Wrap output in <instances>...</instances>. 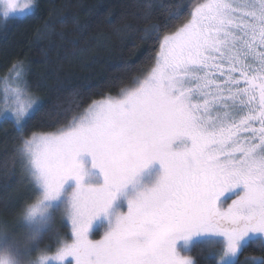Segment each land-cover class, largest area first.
<instances>
[{"label":"snow or ice","instance_id":"1","mask_svg":"<svg viewBox=\"0 0 264 264\" xmlns=\"http://www.w3.org/2000/svg\"><path fill=\"white\" fill-rule=\"evenodd\" d=\"M10 12L23 9L6 0L3 16ZM190 15L163 36L155 66L134 87L94 101L55 133L22 137L42 191L28 215L66 196L71 243L56 260L195 264L177 243L203 235L222 241L223 255L212 253L220 257L216 264H232L227 257L238 261L252 235L264 238V0H206ZM14 70L23 75L22 64ZM4 102L0 119L11 113L17 122L42 106L22 99L18 89L6 93ZM176 141L182 146L174 147ZM83 153L90 155L99 182H85ZM153 161L162 168L157 181L128 197L126 211L109 221L101 239H90L93 221L107 217ZM233 190L236 198L223 208L222 194Z\"/></svg>","mask_w":264,"mask_h":264},{"label":"trees","instance_id":"2","mask_svg":"<svg viewBox=\"0 0 264 264\" xmlns=\"http://www.w3.org/2000/svg\"><path fill=\"white\" fill-rule=\"evenodd\" d=\"M203 1L34 0L29 13L1 21L0 77L22 64L26 88L42 102L20 129L10 119L0 120V215L4 220H19L24 205L33 200L22 137L70 126L94 101L132 87L154 65L162 37L187 22L194 6ZM59 229L62 240H70L69 226ZM53 234L48 228L39 244L52 242ZM100 234V229L94 231L95 237ZM261 241L249 240L232 264H253L252 256H264ZM221 248V241H195L184 253L195 264H216L218 256L212 253ZM257 264H264V259Z\"/></svg>","mask_w":264,"mask_h":264},{"label":"rangeland","instance_id":"3","mask_svg":"<svg viewBox=\"0 0 264 264\" xmlns=\"http://www.w3.org/2000/svg\"><path fill=\"white\" fill-rule=\"evenodd\" d=\"M204 2H206V0H204L201 3H204ZM235 2L240 3V2H242V0H235ZM5 3H6V0H0V23L2 20L6 19L3 16V12L5 10ZM13 3H15L18 6V8H22L23 13L22 14H19V13L13 14L10 12L8 17H10V16L11 17L23 16V15L29 13L30 11H32L33 6H34V0H13ZM25 5H27V7H24ZM190 19H191V16L188 19V21ZM187 22H185V23H187ZM174 32H172V33H174ZM172 33H169V34H172ZM162 39H163V37H162ZM162 39H161V42H162ZM159 51H160V49H159ZM159 51H158V53H159ZM158 53H157V55H158ZM20 65L21 64H18L16 66H20ZM154 66H155V63L151 67V69ZM151 69L143 77H141L139 80H143L150 73ZM24 70H25V68L23 67V75L22 76H18L16 71L13 68L11 70V72H9L7 75L0 77V112H3L5 107L7 106L4 102L5 94L7 93L9 96H13L15 90H17V89L19 90L20 96L22 99H25V100L30 99L31 101L34 102V105H35V102L39 101V99L36 96L32 95L28 91V89L26 88L25 81H24ZM135 85H136V83L132 87H134ZM122 93L123 92L119 93L118 95H120ZM12 103H13V101L9 100V104H12ZM86 110H85V112H86ZM13 111H14V108H13ZM27 117L28 116H25L22 118H17V120L19 121V122H17L16 120L13 119L11 113H6L4 116L5 119H10L17 129H20L22 127V125H23V123ZM0 120H2V119H0ZM50 134H52V133H50ZM182 143H183L182 141H176L174 143V147H180V146H182ZM21 153H22L25 171L27 173L28 178L32 182V185L34 186V189L32 192L33 200L24 205L25 209L23 210L22 215L20 216L19 220H17V221H15L14 219L9 220V221L4 220L3 216L0 215V246L8 245L9 240L13 239L14 237L18 238V234H20L22 232V229L24 228V221H25L26 217L31 218V220L28 222V226L32 231L38 232L40 234V236L28 248L29 259L31 261H33L34 264H41V258L42 257L44 258L43 264H65V261L56 260L55 258L57 256V253L64 246L65 243H71V240H64L63 241L62 235H59V233L61 232L59 227H62L65 224H67L69 226L70 232L72 231L71 230V221L67 215L68 206H67V202H66V196L61 197L59 200L46 201L45 202L46 207H45V209L42 210V211H44L43 213H42V211H38L35 215L29 216L28 211L26 213V206H28L30 204L33 206L38 204V202L42 198V191H41L38 183L35 181L33 169H32V166L30 164L29 157H28L27 150H26V145H24ZM79 159L85 165V168L88 172V175L85 177V182H99L98 170L92 168L90 155L87 153H83V154H81ZM161 174H162V168H161V165L159 164L158 161H153V163L150 164L146 169L142 170V172L140 173V175L137 179V182L134 184L128 185L125 188L124 192L121 195H119L118 198L114 201L112 207L109 210V215L106 217L102 214L99 218H97L93 221V223L91 224L90 229H89V238L92 240L101 239L103 237L105 231H107L109 229V224H110L109 221L111 220V223L114 224L116 214L118 212H125L126 211L128 197L134 196L138 190L143 189L146 186H148V187L152 186L157 181V179L159 178V176ZM68 185H71L72 187H74V182L70 180L68 182ZM68 185H66V191L71 190V188ZM234 192L235 191H230L229 193L226 192L227 194L226 193L222 194V196L220 198V204H221V206L223 205L222 206L223 208H227L228 205L231 204L232 200L235 199V197H232L230 199L227 198L224 203H222V201H223L222 198H225L227 196H231ZM48 228H51L52 232L54 233L53 235H51L52 242L41 246L39 243L44 240V237L42 236V233L44 232L43 230L48 229ZM97 229L101 230V234L99 235V237H95V235H94V231ZM5 233L7 234L6 236H5ZM256 237L264 239L260 236V234H255V235H252L245 243H247L250 239L256 238ZM206 240L220 241L218 238H215L212 236L201 235V236L193 237L187 244H185L183 241H179L177 243V249H178V251H180L182 256L189 258L184 252L189 249L190 245L195 241H206ZM221 243H222V241H221ZM54 244H58V245L53 247V248H55L54 250H51V246H53ZM220 253H221V255H223L221 250H220ZM219 258L220 257L218 256L217 260ZM6 259L10 260L11 262L14 259V251L10 247L7 250H5V252L3 254H0V260H6ZM67 259H71V258H67ZM227 259L233 263L236 261L237 257H231L230 256V257H227ZM255 261H258V259ZM72 264H75L74 259L72 260Z\"/></svg>","mask_w":264,"mask_h":264},{"label":"clouds","instance_id":"4","mask_svg":"<svg viewBox=\"0 0 264 264\" xmlns=\"http://www.w3.org/2000/svg\"><path fill=\"white\" fill-rule=\"evenodd\" d=\"M33 205L26 206V213L29 208ZM45 205H42V208L45 209ZM44 211H42L43 213ZM31 218H27L24 221V228L22 232L18 234V238L14 237L13 239L9 240L8 245L0 246V254H3L5 250L9 247L14 251V259L12 260L11 264H34L33 261L29 259L28 255V248L30 245L39 238L40 234L38 232L32 231L29 226L28 222ZM44 229L43 231H46Z\"/></svg>","mask_w":264,"mask_h":264},{"label":"flooded vegetation","instance_id":"5","mask_svg":"<svg viewBox=\"0 0 264 264\" xmlns=\"http://www.w3.org/2000/svg\"><path fill=\"white\" fill-rule=\"evenodd\" d=\"M234 191V190H233ZM230 191H227V193H229ZM226 193V192H225ZM226 193V194H227ZM232 197H235L236 198V195H235V192L231 195V196H227V197H225V198H222V203H224L225 201H226V199L228 198V199H230V198H232ZM223 206V205H222ZM257 238V237H256ZM252 239H254V238H252ZM251 240V239H250ZM246 244V243H245ZM259 260L260 259H258V261H255V260H253V264H257V263H259Z\"/></svg>","mask_w":264,"mask_h":264}]
</instances>
